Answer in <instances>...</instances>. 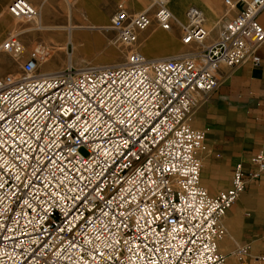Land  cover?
<instances>
[{
	"label": "built area",
	"instance_id": "obj_1",
	"mask_svg": "<svg viewBox=\"0 0 264 264\" xmlns=\"http://www.w3.org/2000/svg\"><path fill=\"white\" fill-rule=\"evenodd\" d=\"M221 3L223 23L209 44L202 12L189 7L182 24L167 0L136 14L118 4L103 29L131 46L154 21L163 32L180 29L191 52L150 62L131 51L118 66L43 74L46 56L36 48L20 74L0 77V264L224 263L220 221L244 177L264 175V156L247 173L234 166L230 187L210 196L197 157L204 133L188 121L195 95L216 90L222 66L259 65L264 0ZM8 13L36 15L24 0ZM0 52L20 59L18 35Z\"/></svg>",
	"mask_w": 264,
	"mask_h": 264
},
{
	"label": "crops",
	"instance_id": "obj_2",
	"mask_svg": "<svg viewBox=\"0 0 264 264\" xmlns=\"http://www.w3.org/2000/svg\"><path fill=\"white\" fill-rule=\"evenodd\" d=\"M13 1L0 0V41L12 35L10 32L16 28L8 13ZM24 1L35 10L44 28L69 25L78 28L81 26L76 25L77 22H102L114 13V4H120L115 3L116 0H72L68 8L65 0ZM123 1L121 4L134 14L130 1ZM66 20L68 23L64 25ZM258 22L264 29V8ZM256 56L260 60L258 66L250 61L234 70L222 66L217 73L216 90L195 95V107L188 124L204 133L197 157L200 185L210 196H217L230 187L234 166L240 165L247 173L251 159L258 154L264 156V43L257 49ZM3 73L5 69L0 68V75ZM244 179V192L220 221L223 236L217 248L224 257L223 264H264V175ZM242 248H247L246 254L237 255Z\"/></svg>",
	"mask_w": 264,
	"mask_h": 264
},
{
	"label": "rangeland",
	"instance_id": "obj_3",
	"mask_svg": "<svg viewBox=\"0 0 264 264\" xmlns=\"http://www.w3.org/2000/svg\"><path fill=\"white\" fill-rule=\"evenodd\" d=\"M65 1L68 3V8H70L72 6V0ZM129 1L131 7L134 9V14L145 11L150 5V0ZM121 2L123 3L124 1H115V3L120 4ZM179 2L181 5L180 13L174 12L167 4L169 10L172 12L175 18L181 21L189 7L195 6L199 8L203 12L205 18V29L207 25L210 31L209 37H211L212 40H216L218 31L223 23V20L220 21L224 15V9L222 7L221 0H214L212 11L208 10L206 0H179ZM116 6L114 4L113 7L116 8ZM100 7L104 8V5H101ZM150 14L153 15V11H151ZM233 15L234 14H231L230 17ZM109 17L110 15L107 16L102 22H92L90 24L86 23L85 21L77 23L71 22L72 24L75 23L78 26L96 27V29H74L73 33H76L77 35L75 34L73 36L72 44L68 42V31L62 29L66 26L49 30H37L38 25L34 23L33 19L15 20L13 18L16 28L11 31L10 34L18 35V33L22 32L20 35H18V39L23 46V56L21 59H15L7 54L0 53V68H4L6 72L1 74L0 77L6 74H12L16 76L20 74L22 64L30 52L36 48L46 49V58L39 67V73L43 74L57 72L65 69L68 66H72L78 71L81 69L98 66H116L122 64L131 51H138L146 59L154 60L169 58L177 54H185L195 50V47L193 46L186 47L181 45L180 37L182 33L180 29L174 28L171 32H163L157 27L154 21L146 31L138 33L135 49L133 46H126L117 40L115 32L103 30L107 28L109 24ZM35 19H37V16ZM219 21L220 25L216 30ZM67 23L68 22L66 20L64 25H67ZM150 33H153L155 38L154 41H156L154 42L153 47L152 44L148 45L146 43ZM5 38H3L0 43L5 40ZM189 126L191 127L190 124ZM81 153L85 155L84 151H81Z\"/></svg>",
	"mask_w": 264,
	"mask_h": 264
},
{
	"label": "bare ground",
	"instance_id": "obj_4",
	"mask_svg": "<svg viewBox=\"0 0 264 264\" xmlns=\"http://www.w3.org/2000/svg\"><path fill=\"white\" fill-rule=\"evenodd\" d=\"M167 4H168V6H170L171 8H172V10L174 11V12H176V13H180V11H181V5H180V2H179V0H167ZM206 4H207V8H208V10H213L212 9V7L214 6V0H206ZM149 7V6H148ZM197 8V7H196ZM149 9V8H148ZM148 9H146V10H148ZM199 9V8H198ZM145 10V11H146ZM201 11V10H200ZM202 12V11H201ZM172 13V12H171ZM202 14H203V12H202ZM37 15H35V16H33V17H31L30 19H28V20H31V19H33L34 20V23L36 24V25H38L37 26V29L38 30H42V29H54V28H44V27H42L41 26V24H40V22H39V19L37 18V19H35V17H36ZM204 16V15H203ZM175 17V16H174ZM205 19V18H204ZM16 20H22V19H16ZM24 20V19H23ZM220 21H222V18H221V20ZM220 21H219V23L217 24V28H216V30L218 29V27H219V25H220ZM179 22H181L182 24H184L185 23V19H184V17H183V19L181 20V21H179ZM152 25V23L144 30V31H146L150 26ZM78 28H82V29H84V28H88V29H96V27H94V26H90V27H86V26H81V27H78ZM62 29H65V30H67L68 31V38H69V41L68 42H70L71 44L73 43V36L76 34V33H73V30L74 29H77V27H75V26H72V25H69V26H66L65 28H62ZM98 30V29H97ZM206 31H207V33H208V38H207V40L205 41V43L206 44H209L210 42H212V41H214V40H212V38L211 37H209V29H208V27H207V25H206ZM143 32V31H142ZM169 32H171V31H169ZM77 35V34H76ZM137 36H138V34H137ZM154 36H153V33H150L149 34V36H148V39L146 40V43L149 45V44H152V47H153V44H154V42H156V41H154ZM165 39H167V38H165ZM165 39H163V40H165ZM170 39V38H169ZM162 40V41H163ZM172 41V40H171ZM171 43V42H170ZM166 45V44H165ZM131 46H133L134 47V49H135V46H136V43H134L133 45H131ZM168 46V45H167ZM151 47V48H152ZM44 50V55H45V53H46V49L44 48L43 49ZM169 50V49H168ZM167 51V50H166ZM179 55H182V54H177V55H175V56H172V57H169V58H164V59H154V60H148V61H150V62H153V61H160V60H166V59H170V58H173V57H176V56H179ZM23 56V55H22ZM21 56V57H22ZM144 57V56H143ZM145 58V57H144ZM16 59V58H15ZM146 59V58H145ZM120 65V64H119ZM116 66H118V65H116ZM107 66H98V67H92V68H87V69H81L80 71H86V70H93V69H101V68H106ZM109 67H114V66H109ZM62 70H60V71H57V72H53V73H45V74H55V73H58V72H61Z\"/></svg>",
	"mask_w": 264,
	"mask_h": 264
}]
</instances>
